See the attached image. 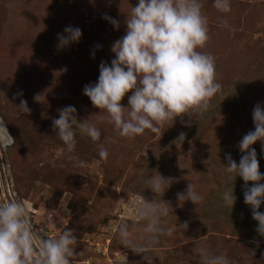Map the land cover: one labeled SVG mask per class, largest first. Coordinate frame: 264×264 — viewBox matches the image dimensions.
Instances as JSON below:
<instances>
[{"label": "rangeland", "instance_id": "rangeland-1", "mask_svg": "<svg viewBox=\"0 0 264 264\" xmlns=\"http://www.w3.org/2000/svg\"><path fill=\"white\" fill-rule=\"evenodd\" d=\"M136 4L0 0V118L16 142L0 151V203L20 199L34 228L50 236L73 230L78 240L73 264H147L117 238L122 221L147 248L151 264H201V247L226 255L232 264H264V237L256 232L258 224L244 203V181L230 178L224 167L226 153L239 162L237 145L253 130L254 106L264 103V0H231L227 14L218 12L213 0H202L209 39L198 50L215 57L220 92L203 113L189 111L165 122L160 133L146 131L128 139L102 121L103 110L82 90L97 81L100 63L110 64L114 58L111 46L125 34L126 16ZM104 16L118 20L119 29ZM69 25L79 27L82 37L58 49L57 34ZM21 100L28 112L19 107ZM121 104L127 105V95ZM69 105L77 110L78 124H95L101 130L98 143L107 149V161L100 159L97 144L79 131L75 150L67 152L52 120ZM252 147L264 173L260 142ZM158 174L173 183L155 197L143 181ZM188 183L203 195L202 204L178 205L176 194ZM225 188L234 190L232 210L222 200ZM155 198L173 208V215L163 221L167 227L187 222L188 228L161 236L149 247L136 209L141 199ZM259 210L264 212V205Z\"/></svg>", "mask_w": 264, "mask_h": 264}, {"label": "clouds", "instance_id": "clouds-1", "mask_svg": "<svg viewBox=\"0 0 264 264\" xmlns=\"http://www.w3.org/2000/svg\"><path fill=\"white\" fill-rule=\"evenodd\" d=\"M213 7L227 14L231 11V0H213ZM103 19L119 29L118 20L109 16ZM125 25V34L111 46L114 58L110 64L101 62L97 81L82 90L95 108L103 110L102 121L112 125L120 137L134 139L146 131L160 133L165 122L174 121L189 111H206L221 85L216 82L215 57L198 50L209 39L202 0H137L126 16ZM224 25L228 27L226 20ZM81 37L79 27L66 26L57 34V48L65 49L78 43ZM126 95L127 105L124 106L121 101ZM39 97L34 99L38 101ZM19 107L29 111L24 100ZM76 112L71 105L59 109L58 118L52 120L54 132L69 153L76 148L77 132L84 133L97 144L100 159L107 161L108 151L98 143L101 130L95 124H78ZM252 121L253 130L237 145L241 153L239 162L226 153L224 167L230 178L240 177L244 181V203L250 207L252 219L258 224L256 232L264 237V212L259 210L264 205V183H261L264 173L260 172L257 152L252 147L260 142L264 154V103L254 106ZM179 138L184 140V135ZM15 143L4 119L0 118V151H6ZM79 166L84 167L85 163L80 161ZM172 183V178L160 174L149 175L143 181L145 189L155 197L164 194ZM176 198L179 206L185 201L194 205L204 201L193 183H188L186 190L178 192ZM222 200L232 210L236 201L233 188H225ZM170 214L173 215V208L164 200H140L136 215L144 222L149 247L159 243L161 236H172L175 231L188 228L187 222L167 227L163 221ZM116 234L123 246L151 264L150 257L145 255L147 248L136 242L127 222L122 221L117 226ZM77 242L71 229L51 236L36 230L21 200L0 203V264H73ZM198 253L201 264H232L226 255L205 247L199 248Z\"/></svg>", "mask_w": 264, "mask_h": 264}, {"label": "built area", "instance_id": "built-area-1", "mask_svg": "<svg viewBox=\"0 0 264 264\" xmlns=\"http://www.w3.org/2000/svg\"><path fill=\"white\" fill-rule=\"evenodd\" d=\"M2 189H3V190H5V188H4V187H2ZM16 198H17V197H16ZM26 208H27V207H26ZM28 211L30 212V210H28ZM32 223H33V222H32ZM33 225H34V224H33ZM38 231H39V230H38Z\"/></svg>", "mask_w": 264, "mask_h": 264}, {"label": "trees", "instance_id": "trees-1", "mask_svg": "<svg viewBox=\"0 0 264 264\" xmlns=\"http://www.w3.org/2000/svg\"><path fill=\"white\" fill-rule=\"evenodd\" d=\"M14 191H16L15 188H14ZM16 193H17V191H16ZM17 195H18V194H17ZM19 200H20V199H19Z\"/></svg>", "mask_w": 264, "mask_h": 264}]
</instances>
